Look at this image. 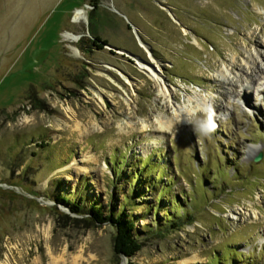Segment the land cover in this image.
Returning a JSON list of instances; mask_svg holds the SVG:
<instances>
[{
  "label": "rangeland",
  "instance_id": "rangeland-1",
  "mask_svg": "<svg viewBox=\"0 0 264 264\" xmlns=\"http://www.w3.org/2000/svg\"><path fill=\"white\" fill-rule=\"evenodd\" d=\"M139 62L160 66L171 97ZM194 95L200 109L158 130ZM149 157L170 190L124 208L142 248L118 258L113 228L54 200L119 212ZM175 196L181 218L164 228ZM79 252L81 264H264V0H0V262Z\"/></svg>",
  "mask_w": 264,
  "mask_h": 264
},
{
  "label": "trees",
  "instance_id": "trees-1",
  "mask_svg": "<svg viewBox=\"0 0 264 264\" xmlns=\"http://www.w3.org/2000/svg\"><path fill=\"white\" fill-rule=\"evenodd\" d=\"M94 41L105 45L106 41H101L98 37H95ZM125 162L114 159L112 161V166L116 169L114 170L115 176L118 178H123L122 168ZM138 168L134 169L133 175L128 176V185L130 191L124 196V203L122 205V210L117 212L115 205L110 204L107 208V212L103 214V208L99 207L97 204L91 206L90 210H86L82 202L70 201L69 197L57 196L55 198L56 205H63L68 208V210L76 216H88V219H82L86 224L91 225H105L108 224L114 230V235L112 238V250L115 257L122 258L125 257L127 260H131L142 248V241L138 237L136 232V220L125 211L127 205L130 206L131 200H136L137 198H142L146 193L157 192V198L154 201L156 205L163 204L164 196L169 192L171 181L163 182V171L158 168L155 161H151L150 157L145 159L143 162L138 164ZM146 174V175H145ZM155 174V176H154ZM120 180V179H119ZM183 206L179 199L175 196L170 200L169 211L166 216L163 217L161 225L164 228H169L172 226L175 228L178 225V220L180 216L170 215L175 213V211ZM152 210V217L156 223L155 233L163 230L161 225H158L159 218L157 216L159 212L158 206H149L146 211ZM68 218V216H66ZM172 218H176L177 221H173ZM187 219H190L189 217ZM77 221V220H76ZM232 264L236 263L235 259L230 260ZM238 262V261H237Z\"/></svg>",
  "mask_w": 264,
  "mask_h": 264
},
{
  "label": "bare ground",
  "instance_id": "bare-ground-1",
  "mask_svg": "<svg viewBox=\"0 0 264 264\" xmlns=\"http://www.w3.org/2000/svg\"><path fill=\"white\" fill-rule=\"evenodd\" d=\"M84 18H85V14H84V11L82 9H77L74 12V16H73L74 22H78L79 20H82ZM64 38L66 40H68L69 42H75V39H73L67 35L64 36ZM194 44H197L196 40H194ZM139 46L141 48H143L144 50H146L141 41H139ZM147 54L149 55L148 52H147ZM74 55L75 56L77 55L76 52L74 53ZM149 58L151 59L150 55H149ZM155 65H156L155 69H150L146 65H143L139 62V63H137V69H140L143 71L145 70L147 72V74L149 75L148 79L150 81H152L154 84H156V86L158 87V92L162 97H164V98L171 97L172 96L171 90L168 89V87L164 83V80L162 79L161 72H160V66L156 63H155ZM221 76L224 77V75H221ZM196 99H197V96L194 95L193 97H191V99H189V105H185L183 107H178L177 109L174 110V113L176 114V120L175 121H173L169 118H166L162 115L157 117V125L159 126L158 130H161V131L169 130L175 124V122L181 123L182 121H184V119H186L187 117L194 114V112H196L198 109H200V106L204 105L201 101L200 102L196 101ZM191 102H194L195 106H190ZM63 111L66 114V116L70 117L72 110L69 107H67V108L63 107ZM141 130L144 131L143 128H141ZM63 256L64 257L66 256L65 253H63V255L61 256L62 259L61 258H55V257L51 256V258H50L51 263L50 264H67V263L68 264H81L82 262H84L80 252L76 256H69L68 262L63 259ZM195 260H196L195 257H192V258H189L188 260H184L183 262H181V264H189ZM0 264H11L9 254L6 253V255H4L3 261L0 262ZM34 264H39V263L37 262V260H34Z\"/></svg>",
  "mask_w": 264,
  "mask_h": 264
},
{
  "label": "water",
  "instance_id": "water-1",
  "mask_svg": "<svg viewBox=\"0 0 264 264\" xmlns=\"http://www.w3.org/2000/svg\"><path fill=\"white\" fill-rule=\"evenodd\" d=\"M135 35L138 36L136 33H135ZM138 38H139V36H138ZM260 158H261V154H259L257 157H254L253 161L258 162ZM123 258H125V257H123Z\"/></svg>",
  "mask_w": 264,
  "mask_h": 264
}]
</instances>
